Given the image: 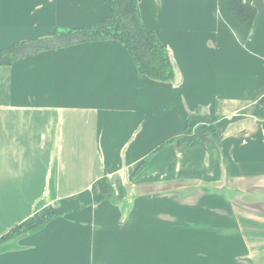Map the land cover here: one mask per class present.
Returning a JSON list of instances; mask_svg holds the SVG:
<instances>
[{
	"label": "crops",
	"instance_id": "crops-1",
	"mask_svg": "<svg viewBox=\"0 0 264 264\" xmlns=\"http://www.w3.org/2000/svg\"><path fill=\"white\" fill-rule=\"evenodd\" d=\"M244 2L251 30L225 0H137L176 81L138 75L110 40L0 66V237L57 215L13 239L0 264H172L185 241L188 264H227L214 249L224 237L243 248L235 264H264V0ZM111 6L0 0V50L104 20ZM197 112L219 117L220 152L162 146Z\"/></svg>",
	"mask_w": 264,
	"mask_h": 264
},
{
	"label": "trees",
	"instance_id": "trees-1",
	"mask_svg": "<svg viewBox=\"0 0 264 264\" xmlns=\"http://www.w3.org/2000/svg\"><path fill=\"white\" fill-rule=\"evenodd\" d=\"M228 13L245 29L251 30L256 17L254 6L244 0H225ZM115 41L128 53L135 71L138 75L145 76L157 82L174 80L175 73L168 51L160 42L153 29L144 25L140 18L137 0H112L110 15L104 20L92 23L85 27L74 29L56 28L51 37L36 41H20L0 50V66H9L16 60L34 54L41 50H52L93 41ZM80 41V42H79ZM257 116L264 119V97L258 107ZM219 117L200 115L199 112L189 115L184 128L176 137L165 144L179 141L180 147L189 149L203 147L208 150H217L214 143L203 145L196 133L197 126L204 124L203 134L213 137L219 144V132L216 122ZM150 157L144 160L135 170L133 175L148 164ZM105 199L113 197L111 185L105 181ZM57 215L49 212L13 227L0 237V251L6 249L9 243L19 237L41 230Z\"/></svg>",
	"mask_w": 264,
	"mask_h": 264
},
{
	"label": "rangeland",
	"instance_id": "rangeland-1",
	"mask_svg": "<svg viewBox=\"0 0 264 264\" xmlns=\"http://www.w3.org/2000/svg\"><path fill=\"white\" fill-rule=\"evenodd\" d=\"M234 241H236L237 239H233ZM192 242H184L182 245L180 244V248H179V252L173 259V263L172 264H188L189 263V258H191V256L189 255V253L191 252V248H193V245L191 244ZM226 243V244H225ZM228 240L226 241L225 237L222 238L221 240L217 239V243L214 247V249L216 251H224L226 252V256L228 257V261L227 264H235L234 263V259L235 256L239 255L243 250V248L241 247V245H239L238 247H235L234 245H229L227 244ZM176 255V251H174V253ZM171 256V255H170ZM229 258L231 260H229ZM237 258V257H236ZM240 260V259H239ZM242 261V260H240ZM176 262V263H175ZM171 263V258L169 259V264ZM236 264H240L239 261L236 262Z\"/></svg>",
	"mask_w": 264,
	"mask_h": 264
},
{
	"label": "water",
	"instance_id": "water-1",
	"mask_svg": "<svg viewBox=\"0 0 264 264\" xmlns=\"http://www.w3.org/2000/svg\"><path fill=\"white\" fill-rule=\"evenodd\" d=\"M80 42V41H79ZM170 60L172 62L173 65V69H174V73H175V77L174 80L176 81L178 79V72L174 66V63L172 61L171 55L169 54ZM204 124H201L199 126L196 127L195 129V133L199 139V141L203 144V145H209L211 143H214L218 149V151L220 152V145L215 141V139L213 137H207L203 134V129H204ZM179 145V141H176V146Z\"/></svg>",
	"mask_w": 264,
	"mask_h": 264
}]
</instances>
